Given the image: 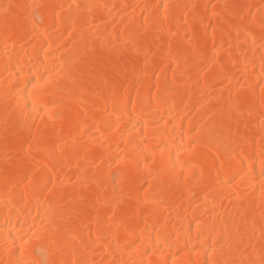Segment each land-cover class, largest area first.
Wrapping results in <instances>:
<instances>
[{
	"label": "bare ground",
	"instance_id": "bare-ground-1",
	"mask_svg": "<svg viewBox=\"0 0 264 264\" xmlns=\"http://www.w3.org/2000/svg\"><path fill=\"white\" fill-rule=\"evenodd\" d=\"M0 264H264V0H0Z\"/></svg>",
	"mask_w": 264,
	"mask_h": 264
}]
</instances>
